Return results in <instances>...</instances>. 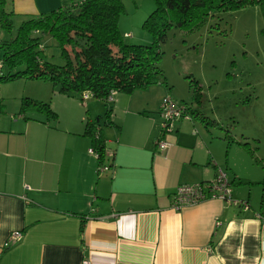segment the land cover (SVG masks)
I'll return each instance as SVG.
<instances>
[{
    "label": "crops",
    "instance_id": "crops-1",
    "mask_svg": "<svg viewBox=\"0 0 264 264\" xmlns=\"http://www.w3.org/2000/svg\"><path fill=\"white\" fill-rule=\"evenodd\" d=\"M69 1L81 0H6V8L15 24ZM27 87L11 94L0 84V264H264V198L255 203L248 178L220 158L232 146L225 135L181 119L163 135L168 146H156L167 87L109 102L81 101L49 81ZM25 95L48 102L57 118L19 114ZM105 105L110 113L101 117ZM87 120L104 138L102 160ZM218 170L239 204L211 198L171 207L178 185L211 181ZM14 231L21 236L8 243Z\"/></svg>",
    "mask_w": 264,
    "mask_h": 264
},
{
    "label": "trees",
    "instance_id": "trees-1",
    "mask_svg": "<svg viewBox=\"0 0 264 264\" xmlns=\"http://www.w3.org/2000/svg\"><path fill=\"white\" fill-rule=\"evenodd\" d=\"M153 2L154 9L142 24L153 40L144 45L127 43V35L119 29V17L125 12L124 0L69 1L48 13L29 17L17 26L13 23V11L6 8V0H0V30L5 34L0 38V72L3 66L7 68L6 73L0 74V83L19 78L41 79L49 81L61 93L79 95L81 101H84L81 95L88 93L89 98L105 102L112 91L131 94L155 84L168 88L159 63L160 45L171 28L190 32L216 12L249 4L259 5L264 13V0ZM46 35L56 41L64 61L62 65L44 58L45 46L41 40ZM196 90L195 85L194 91L199 96ZM186 107L189 119L198 118L206 127L214 123L199 110ZM27 112L44 114L47 119L57 118L48 102L23 96L19 114ZM109 113L107 110L105 115ZM85 134L91 138L92 150L102 160L106 151L101 132L87 120Z\"/></svg>",
    "mask_w": 264,
    "mask_h": 264
},
{
    "label": "rangeland",
    "instance_id": "rangeland-1",
    "mask_svg": "<svg viewBox=\"0 0 264 264\" xmlns=\"http://www.w3.org/2000/svg\"><path fill=\"white\" fill-rule=\"evenodd\" d=\"M124 6L119 29L127 35L125 41L151 44L152 36L142 24L154 9L153 0H124ZM18 24L16 19L15 25ZM41 42L45 46L44 58L62 65L56 41L46 35ZM160 51L159 66L171 97L179 104L202 111L214 122L208 127L232 143L227 152L220 148V158H228V168L248 178L244 184L246 193L250 190L253 201L259 204L264 198V13L259 5L216 12L190 32L173 27ZM1 56L0 48V60ZM6 72L3 66L0 74ZM42 83L46 80L19 78L0 84L13 94ZM102 112L100 116L104 117L106 105Z\"/></svg>",
    "mask_w": 264,
    "mask_h": 264
},
{
    "label": "built area",
    "instance_id": "built-area-1",
    "mask_svg": "<svg viewBox=\"0 0 264 264\" xmlns=\"http://www.w3.org/2000/svg\"><path fill=\"white\" fill-rule=\"evenodd\" d=\"M115 95L116 92L112 91L107 96L106 100L111 101ZM81 97L83 100H86L89 98V94L83 93ZM186 109V105L179 104L170 95H165L161 99L159 106L161 135L155 139L157 147L164 149L168 146V143L163 140L162 136L165 132L171 130L176 121L180 119H189ZM107 168L106 165H101L99 166V171L106 170ZM171 196V207L174 209H180L186 205L197 204L203 200L211 198L222 199L233 202L234 204L240 203L239 201L231 199L230 181L227 178L226 173L222 170H218L215 178L211 181L178 185ZM243 204L244 206L247 205L246 203ZM20 236V231H14L8 239V243L18 240ZM82 264H88V261L83 260Z\"/></svg>",
    "mask_w": 264,
    "mask_h": 264
}]
</instances>
